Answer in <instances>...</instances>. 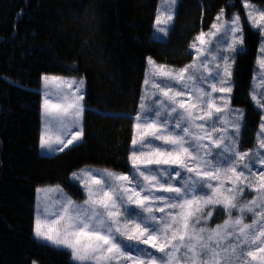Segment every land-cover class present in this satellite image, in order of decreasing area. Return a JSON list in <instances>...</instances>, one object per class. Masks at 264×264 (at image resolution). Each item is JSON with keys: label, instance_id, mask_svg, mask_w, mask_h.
<instances>
[{"label": "snow or ice", "instance_id": "6c2138e0", "mask_svg": "<svg viewBox=\"0 0 264 264\" xmlns=\"http://www.w3.org/2000/svg\"><path fill=\"white\" fill-rule=\"evenodd\" d=\"M175 2L167 0L156 17L158 34L167 35ZM243 7L264 54V9L251 0ZM244 43L239 14L225 19L221 9L189 45L191 64L172 69L148 57L131 172L73 173L86 192L82 204L59 186L37 189L45 195L34 236L68 249L76 264H264V171L257 174L264 165V91L257 93L254 83L251 99L262 110L255 149L239 150L244 112L231 104L232 67ZM259 65L264 69V55ZM41 80L40 147L62 152L83 137L84 80ZM258 84L264 89V75ZM246 189L255 192L251 200ZM218 209L226 219L212 227Z\"/></svg>", "mask_w": 264, "mask_h": 264}, {"label": "trees", "instance_id": "16d2710c", "mask_svg": "<svg viewBox=\"0 0 264 264\" xmlns=\"http://www.w3.org/2000/svg\"><path fill=\"white\" fill-rule=\"evenodd\" d=\"M242 2L179 0L169 38L158 40L153 29L159 0H0V264H76L70 251L34 236L37 188L59 185L81 201L85 191L72 179L78 170L130 173L147 58L178 67L190 63L194 38L221 9L243 13ZM244 37L232 95L233 106L245 109L241 152L257 147L262 123L251 99L261 37L247 23ZM45 74L86 82L84 140L52 155L40 147ZM254 195L245 190L248 200ZM225 219L218 209L209 223L215 227ZM251 220L249 215L246 222Z\"/></svg>", "mask_w": 264, "mask_h": 264}, {"label": "rangeland", "instance_id": "374dc122", "mask_svg": "<svg viewBox=\"0 0 264 264\" xmlns=\"http://www.w3.org/2000/svg\"><path fill=\"white\" fill-rule=\"evenodd\" d=\"M252 4H254V5H256L258 8H260V9H264V5H261V4H257V3H253V2H251ZM242 4H243V2H242ZM178 5H179V0H176V2H175V4L174 5H171V7L173 8V11H174V18H173V20L170 22V27L168 28V32H167V35H161V34H158L157 32H156V28H155V24H154V29H153V36H154V38H156V39H158V40H167L168 38H169V35H170V32H171V29H172V27H173V25H174V23H175V20H176V15H177V10H178ZM167 7H169V4L167 3V0H159V4H158V9H157V15H156V17L158 16V15H160V13L165 9V8H167ZM223 10H224V18L225 19H231V17H232V15L234 14V13H238L239 14V16H240V18H241V23H242V26H243V31H244V26H245V23H247L248 25H249V22H248V19H247V16H246V10H245V8L243 7V13L242 12H240V11H238V10H234V11H232V10H229V8H223ZM221 12V11H220ZM219 12V13H220ZM218 13V14H219ZM156 20V19H155ZM211 28V26L209 27V28H207V29H205V30H202V31H204L205 33H207L208 31H209V29ZM243 50V49H242ZM241 50V51H242ZM262 55H264V54H262L261 52H260V49H259V55H258V58H257V65H256V72H255V75H254V77H256V80H254V82H253V85H254V83H256L257 84V87H256V91H257V93H259V92H261V91H264V89H262L261 87H259V84H258V82H259V79H260V77L262 76V75H264V69H262L261 67H260V65H259V58L262 56ZM155 62H156V64H158V65H166V66H168L169 68H172V69H181V68H184L186 65H189V64H191L192 63V61L190 62V63H188V64H186V65H184V66H182V67H178V66H173V65H168V64H165V63H159V62H157L152 56H150ZM236 59H237V56H236ZM236 63V62H235ZM234 67H235V64L233 65V67H232V71H233V76H232V82H233V84H234ZM148 71H150V69H149V65L147 66V70H146V72H148ZM45 75H49V76H60V77H67V78H75V79H77V80H79V79H81V77H77V76H63V75H54V74H45ZM83 80H84V85H83V88H82V93H83V95H84V100L82 101V103H83V105H84V112H83V117H82V121H81V124H82V127H83V137H82V139L81 140H79L78 142H75L73 145H71V146H69L68 148H70V147H72V146H74V145H76V144H78V143H80V142H82L83 140H84V115H85V98H86V82H85V79L83 78ZM252 90H253V88H252ZM41 91H42V94L44 93V91H45V89H44V86H43V83H42V87H41ZM233 92H234V89H233ZM144 93H145V86H144V84H143V93H142V95H144ZM218 95V94H217ZM232 95H233V93H232ZM140 103H141V100H140ZM231 104H232V101H231ZM232 107L233 108H236V109H241V110H243V112H244V118H245V109L244 108H238V107H235V106H233V104H232ZM260 109V108H259ZM140 110V109H139ZM138 110V111H139ZM261 110V109H260ZM262 111V110H261ZM137 115V114H136ZM135 115V116H136ZM43 127H44V121H43V119H42V130H43ZM243 127H244V121H243ZM243 127H242V129H243ZM242 129H241V133H240V141H241V135H242ZM259 130H260V128L258 129V132H259ZM134 131H135V129H134ZM257 132V133H258ZM68 148H66V149H68ZM65 149V150H66ZM239 150H240V146H239ZM241 151V150H240ZM41 152L42 153H44V154H49V155H52V154H56V153H58V152H50V151H46V150H42L41 149ZM82 169H91V170H94L98 175L99 174H102V171L103 170H105V169H107V168H101V167H95V166H87V167H84V168H82ZM81 170V169H80ZM80 170H78L76 173H80ZM107 170H110V169H107ZM110 171H112V172H115V173H117L116 171H114V170H110ZM73 179V178H72ZM74 180V179H73ZM74 181H76V180H74ZM78 182V181H77ZM80 184V183H79ZM81 185V184H80ZM56 186H59V185H48V186H42V187H38L37 189H47V188H55ZM82 186V185H81ZM61 189H63V191L69 196V197H71L72 198V200L73 201H75L76 203H78V204H82L83 202H84V200L86 199H84V200H76L75 198H73L71 195H69L68 193H67V191L62 187V186H59ZM83 187V186H82ZM83 189H84V187H83ZM84 191H85V189H84ZM85 194H86V192H85ZM44 192H40V193H38L37 192V190H36V213H37V205H38V203H42V201H43V198H44ZM158 213V212H157ZM156 213V214H157ZM42 241V240H41ZM45 242V241H44ZM62 248V247H61ZM64 249H66V248H64ZM68 250V249H67ZM69 251V250H68ZM36 262V261H35ZM75 262V261H74ZM76 263V262H75ZM36 264H39L38 262H36Z\"/></svg>", "mask_w": 264, "mask_h": 264}, {"label": "crops", "instance_id": "0c3cea01", "mask_svg": "<svg viewBox=\"0 0 264 264\" xmlns=\"http://www.w3.org/2000/svg\"><path fill=\"white\" fill-rule=\"evenodd\" d=\"M47 243V242H46Z\"/></svg>", "mask_w": 264, "mask_h": 264}]
</instances>
